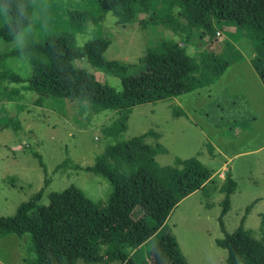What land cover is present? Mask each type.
<instances>
[{"label":"rangeland","instance_id":"rangeland-1","mask_svg":"<svg viewBox=\"0 0 264 264\" xmlns=\"http://www.w3.org/2000/svg\"><path fill=\"white\" fill-rule=\"evenodd\" d=\"M31 3L36 36L66 33L77 47L96 39L108 40L104 58L135 65L130 75L144 71L139 59L168 41L183 45L196 62L207 52L224 55L233 63L214 85L117 111L38 95L28 89L26 81L32 70L27 57L8 58L5 66L24 82L10 83L0 70V217L13 216L45 181L39 205L47 206L49 194L70 186L93 203H105L111 185L82 168L92 165L106 147L152 132L156 136L147 138L146 143L165 149L154 157L159 167L196 157L211 174L205 189L181 200L161 228V233L175 237L187 263L226 264L227 253L215 240L230 235L252 203L244 229L264 244V88L250 64L256 55L254 34L220 23L213 25L212 35H206L180 18L176 10L163 22L139 15L135 22L120 25L113 14L99 10L97 0ZM156 7L159 1L153 3L152 8ZM72 11L86 12V23L71 26ZM30 39L26 32L12 44L0 41V53ZM237 55L240 59H234ZM73 65L92 74L100 84L121 91L119 78L92 68L85 60ZM141 217L135 208L132 219ZM146 224L151 226L152 221L147 219ZM151 244L145 243L134 252L136 264H152ZM33 257L28 235L0 237V264H25Z\"/></svg>","mask_w":264,"mask_h":264},{"label":"trees","instance_id":"trees-1","mask_svg":"<svg viewBox=\"0 0 264 264\" xmlns=\"http://www.w3.org/2000/svg\"><path fill=\"white\" fill-rule=\"evenodd\" d=\"M156 1L159 7L152 8ZM97 5L103 14H113L120 25L135 22L139 15L163 22L171 19L176 10L180 18L206 35H212L213 25L220 23L248 30L257 42L250 64L264 88V0H97ZM86 16V12L72 11L69 22L71 26H81ZM34 31L31 0H0V41L12 44L26 32L31 38L0 53V70L6 81L24 82L5 66V61L25 56L32 70L26 81L32 92L117 111L163 102L214 85L233 63L224 55L207 52L201 53L196 62L183 45L168 41L166 46L149 50L139 59L144 71L130 75L135 65L104 58L108 40L96 39L77 47L69 34L41 37ZM237 58L240 59L238 55L234 59ZM79 60L119 78L121 91L115 92L86 70L76 68L73 62ZM152 136L156 135L147 132L118 141L106 147L92 165L82 168L111 185L105 203H93L70 186L49 194L47 206L39 205L47 187L45 181L44 187L21 204L13 216L0 217V237L29 236L34 257L25 264H136L134 252L148 242L152 243V264H188L175 237L161 233V228L181 200L205 189L211 174L196 157L176 159L173 165L159 167L154 157L165 149L146 143ZM39 165L44 167L42 162ZM253 204L246 207L230 235L215 240V245L227 253L226 264H264V244L244 229ZM135 208L142 213L138 221L132 219ZM147 219L152 221L151 226L146 224Z\"/></svg>","mask_w":264,"mask_h":264}]
</instances>
